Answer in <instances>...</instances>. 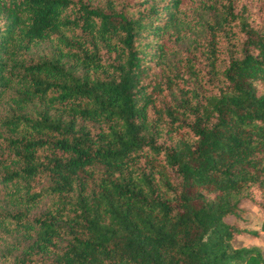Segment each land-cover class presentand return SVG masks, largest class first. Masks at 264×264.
Segmentation results:
<instances>
[{
	"label": "trees",
	"instance_id": "1",
	"mask_svg": "<svg viewBox=\"0 0 264 264\" xmlns=\"http://www.w3.org/2000/svg\"><path fill=\"white\" fill-rule=\"evenodd\" d=\"M0 103L1 264H264V0H0Z\"/></svg>",
	"mask_w": 264,
	"mask_h": 264
},
{
	"label": "rangeland",
	"instance_id": "2",
	"mask_svg": "<svg viewBox=\"0 0 264 264\" xmlns=\"http://www.w3.org/2000/svg\"><path fill=\"white\" fill-rule=\"evenodd\" d=\"M4 103H0V113L3 109ZM245 212L241 219L234 216H226L224 219L227 222L235 221L238 225L246 227L251 230H256L258 235L252 236L249 234H236L231 241L234 247L238 246H252L260 250L264 258V227H261L260 223L263 218V212L260 208L253 205L252 203L244 204ZM1 264V263H0Z\"/></svg>",
	"mask_w": 264,
	"mask_h": 264
}]
</instances>
